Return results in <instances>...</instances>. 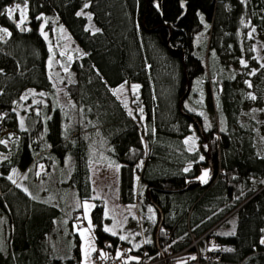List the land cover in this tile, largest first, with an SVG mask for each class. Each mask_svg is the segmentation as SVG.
<instances>
[{"label":"trees","instance_id":"1","mask_svg":"<svg viewBox=\"0 0 264 264\" xmlns=\"http://www.w3.org/2000/svg\"><path fill=\"white\" fill-rule=\"evenodd\" d=\"M17 5L10 18L6 9ZM59 28L77 49L69 62L58 56L57 69L48 58L61 45ZM252 31L264 39V0H0V133L16 137L7 151L0 145L8 153L0 264H79L72 224L80 209L62 208L70 193L90 199L89 162L119 166L118 202L147 217L137 242L121 240L104 230L96 200V246L124 245L131 255L145 248L151 261L198 240L199 252L219 257L198 264H264V121L241 119L250 102L264 115V77H240L252 61ZM247 58L240 73L227 69ZM200 82L199 105L192 90ZM131 84L135 101L124 104L116 90ZM89 147L107 158L88 156ZM40 164L54 170L49 201L37 197L34 177L26 191L7 177ZM191 251L177 264H192Z\"/></svg>","mask_w":264,"mask_h":264},{"label":"rangeland","instance_id":"2","mask_svg":"<svg viewBox=\"0 0 264 264\" xmlns=\"http://www.w3.org/2000/svg\"><path fill=\"white\" fill-rule=\"evenodd\" d=\"M12 8L17 10V7H12ZM89 26L91 27V29H93L91 24H89ZM41 30H42V25L39 27L40 32ZM249 35H250L249 38L251 39L249 58L250 59L252 58V61L250 62L251 63L250 67L246 69V73H240L242 71V67L244 66L241 64V61L243 60L244 63L247 64L249 59L247 58V60L240 59L238 61V64L235 66L227 65V69L237 71L238 73H240V77L245 79H246L245 76L252 75L253 71L255 73L256 72L260 73V75L264 77V39L260 38L253 31ZM58 38L60 40L61 45L59 46L57 42V49L54 50L52 48L48 58L49 67L55 64L57 69L59 65L63 66L62 61L60 63L58 62V58H59L58 56H62L61 58H64L67 62H69L72 59L71 52L77 49L72 39L64 32V30H61L60 28L58 31ZM58 71H60L61 73L64 72L63 70L61 71L60 69ZM50 77L54 83L55 93L58 96H60L63 93V87L59 82V80L57 79V75L52 73L50 74ZM133 85L134 84H131L129 86L123 85L122 89L120 86L117 89L119 91L116 90L118 98L124 104L128 103V100L130 98H132V100L135 101V93L132 88ZM202 89L203 88L201 82L195 83L193 85L192 99H195V101L199 105L201 104V100H202L201 97ZM184 108L188 111L193 110V106L191 105L189 100H186L184 102ZM260 108L258 107V105L254 104L253 102H250V104L247 106V109L244 111L241 119L246 121L252 118L256 122L264 121V115L262 114L261 112L262 109ZM17 124L19 127H22L20 117H17ZM186 139H189V143L185 144L187 146V149L189 151L196 149L197 146L196 134L194 132H191L190 134L184 137V141ZM193 139L195 140V144L192 143ZM15 140L16 137L12 134H8L7 136H5L2 133H0V141L4 142V143H0V145H2L6 151L10 148L11 144L15 142ZM6 151L0 152V162H2L8 157V153ZM98 167L99 166L95 167L91 172L90 199L84 201H77V199H74L72 193H70L68 199L64 200V204L62 208L63 211H69L72 210V208L80 209V211L78 212V220L74 221L72 224V232L76 234L78 239V247H79V255H80L79 264H94L91 258V252H92V248H95L96 243L93 235L92 221H91V225H92L91 229L89 231H85L83 237L81 236L80 233L82 230L89 229V219L91 220V210L95 206L96 200H101L103 204L104 230L105 228L112 229L113 231H115L116 236H118L119 238L120 236H125L127 238L130 237V240L137 242L139 240L137 237V235L139 234V228L141 233L142 231H145L144 225L145 222L147 221V217L138 215V213L135 212V205L131 206L129 204H121L118 202L117 183H116L117 181L114 176V173L110 170L107 171L108 173L106 172L105 176L101 177L100 169ZM204 171L206 170H201L198 178L202 175ZM52 174L54 175V170L50 169L47 172L46 167L43 164H40L37 165L35 168H32L26 174L22 173L17 169H11L7 172V177L12 176V180L10 181L12 182L15 181V185L19 186L24 190L28 189L27 185H35L34 180L31 178L34 177L35 180L38 182V184L36 185V187L34 186V188L40 192L37 197L40 200L49 201L50 200L49 190L52 184L51 185H47V184L51 183V181L53 182L54 180H56L55 178L52 177L53 176ZM46 178H48L49 180L48 182L45 183L43 180H45ZM85 201H87L89 205H91L88 208L87 213H85V209L82 206L78 207V205H83ZM107 232L112 234V231H107ZM85 250H87L88 252L87 256H85Z\"/></svg>","mask_w":264,"mask_h":264},{"label":"built area","instance_id":"3","mask_svg":"<svg viewBox=\"0 0 264 264\" xmlns=\"http://www.w3.org/2000/svg\"><path fill=\"white\" fill-rule=\"evenodd\" d=\"M198 240H192L189 247L179 251H172L170 248H166L164 253L158 259L146 261L147 251L145 248L137 255L129 254L128 247L120 245L114 249H103L102 247L95 246V251L91 252V258L96 264H177L178 258L187 255L188 250L192 249L190 253L195 259H191L192 264H198L200 260L204 262H214L219 259L218 256L209 252H199L197 250ZM194 248V249H193ZM101 252L104 256H101ZM118 253L122 255L118 256Z\"/></svg>","mask_w":264,"mask_h":264},{"label":"snow or ice","instance_id":"4","mask_svg":"<svg viewBox=\"0 0 264 264\" xmlns=\"http://www.w3.org/2000/svg\"><path fill=\"white\" fill-rule=\"evenodd\" d=\"M242 2H244V0H242ZM19 7V5H17V8ZM85 7H87V5H85ZM14 11H16V9H14V8H8V9H6V12L9 14V17L11 18V13L12 12H14ZM23 21H21V23H22ZM18 26H19V24H18ZM2 31H4L7 35H11V33H9V32H7V29H3ZM98 31V30H97ZM253 31H254V29H253ZM41 32H42V34H43V30H41ZM51 63V62H50ZM241 64L242 65H244L245 67L247 66L245 63H244V61L242 60L241 61ZM253 75L255 74V72L253 71V73H252ZM247 83V82H246ZM138 87L139 86H137V85H133L132 86V88H133V91H134V93H135V91L136 90H138ZM249 87H251V84L249 83ZM123 88V85L121 86V89ZM117 91H119V90H117ZM252 99H255V96H252L251 97ZM126 106V105H125ZM140 112L142 113L143 112V109H140ZM129 115H132V113H131V111H129ZM133 118H135V117H133ZM23 123V121H21V124ZM189 139H191V138H189ZM189 139H186L185 141H184V143L185 144H188L189 143ZM0 143H4L3 141H0ZM192 143L193 144H195V140L193 139L192 140ZM204 159V157L203 156H201L200 157V160H203ZM42 167V166H41ZM119 168V166H117V169ZM185 171H188V169H185ZM208 176H209V173H208V171H204L203 173H202V175L199 177V179L202 181V182H204V183H207V178H208ZM8 179L9 180H12V176H9L8 177ZM13 183H15V181H13ZM26 191V190H25ZM79 206H82L84 209H85V213H87V210H88V208L91 206V205H89V203L87 202V201H85L84 203H83V205H78V207ZM149 211L151 212L152 211V209L150 208L149 209ZM91 227H92V225H91V220L89 219V229H86V230H82L81 231V236L83 237L84 236V232L85 231H89L90 229H91ZM105 231H112V234L113 235H116V233H115V231H113L112 229H109V228H105ZM230 234H234V233H230ZM120 239L121 240H124V239H127V237H125V236H120ZM86 243H87V241H86ZM261 243H264V239H262L261 240ZM92 251H95V248H92ZM88 255V252H87V250H85V256H87ZM119 255H122L121 253H118V256ZM101 256H104V253L103 252H101ZM192 259H195V257H192Z\"/></svg>","mask_w":264,"mask_h":264},{"label":"crops","instance_id":"5","mask_svg":"<svg viewBox=\"0 0 264 264\" xmlns=\"http://www.w3.org/2000/svg\"><path fill=\"white\" fill-rule=\"evenodd\" d=\"M183 141H184V139H183ZM185 147L187 148L186 145H185ZM88 156H90L92 158L100 159V160H104V159L107 158V155H106V153H104L103 149L98 152L97 150H94V147H89L88 148ZM97 166H99L98 168L100 169V175H101V177L102 176H105L106 175V172L111 170L114 173V176H115L116 181H117V177H118V169H117V166L111 165V164H108V163L89 162L88 163V168H89V179H90V183H91V172Z\"/></svg>","mask_w":264,"mask_h":264},{"label":"water","instance_id":"6","mask_svg":"<svg viewBox=\"0 0 264 264\" xmlns=\"http://www.w3.org/2000/svg\"><path fill=\"white\" fill-rule=\"evenodd\" d=\"M158 227H159V225H158ZM158 227H157V229H156V231H155V236L157 235V230H158Z\"/></svg>","mask_w":264,"mask_h":264}]
</instances>
